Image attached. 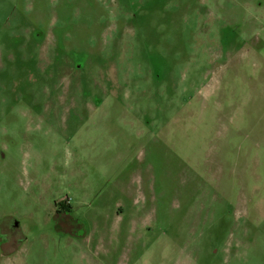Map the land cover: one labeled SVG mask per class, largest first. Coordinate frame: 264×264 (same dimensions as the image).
<instances>
[{
	"label": "rangeland",
	"instance_id": "obj_1",
	"mask_svg": "<svg viewBox=\"0 0 264 264\" xmlns=\"http://www.w3.org/2000/svg\"><path fill=\"white\" fill-rule=\"evenodd\" d=\"M0 264H264V0H0Z\"/></svg>",
	"mask_w": 264,
	"mask_h": 264
}]
</instances>
